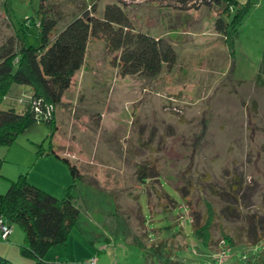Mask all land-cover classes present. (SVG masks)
<instances>
[{
    "label": "rangeland",
    "instance_id": "1",
    "mask_svg": "<svg viewBox=\"0 0 264 264\" xmlns=\"http://www.w3.org/2000/svg\"><path fill=\"white\" fill-rule=\"evenodd\" d=\"M121 1L134 30L171 46L172 65L153 77L121 75L103 37L89 36L82 63L53 110V126L34 122L10 146H0L1 166L11 179L25 173L56 198L71 183L68 168L36 150H56L81 175L69 189L76 221L43 264H89L90 256L95 264H152L148 248L163 239L176 250L171 264H242L264 242L224 251L204 247L192 235L189 217L202 214L206 200L215 208L223 204L208 185L227 190L233 178L243 183L241 212L263 209L264 85L255 81L264 83V0H234L240 17L230 44L214 30L221 9L213 0L209 7L194 0L181 9L175 0ZM107 3L117 2L0 0V42L16 34L27 45H39V10L55 20L54 34L85 10L101 15ZM29 94L26 85H10L0 109L20 111ZM140 165L147 167L144 183L136 177ZM238 226L220 217L211 236L216 240L220 231ZM10 228L0 252L13 264H31L18 254L20 228Z\"/></svg>",
    "mask_w": 264,
    "mask_h": 264
},
{
    "label": "trees",
    "instance_id": "2",
    "mask_svg": "<svg viewBox=\"0 0 264 264\" xmlns=\"http://www.w3.org/2000/svg\"><path fill=\"white\" fill-rule=\"evenodd\" d=\"M40 1L42 3L45 0ZM191 1L194 0H175V3L181 9ZM116 2L105 4L99 16L86 10L74 15L54 34H51V31L55 20L52 17L40 16L39 10L35 22L39 28V45H27L21 42L16 34L0 42V100L12 84L26 85L30 90L21 111L12 107L0 109V146H10L16 136L34 122L53 126V110L60 103L73 73L82 63L89 36L103 37L106 49L116 53L113 63L121 75L138 73L153 77L162 66L172 65L174 53L171 46L160 37L134 30L124 11L123 2ZM204 3L208 7L211 5L210 0H204ZM234 3V0L212 2L215 7L220 6L221 9L214 20V30L221 34L228 44L236 33L240 17L239 9H234ZM230 13L231 17L228 18ZM255 83L264 85L262 82ZM46 151L39 149L36 154L51 153L68 168L71 183L67 186L64 197L56 198L34 185L28 181L25 173L19 174L15 179H8L6 190L0 193V223L9 228L10 224L18 225L22 232L18 254L30 260L31 264H43L47 251L65 242L77 217V209L71 203L69 189L73 186L74 179L81 175L68 158L55 154L52 149ZM1 158L0 155V167ZM146 171V166H138L136 177L139 182H145ZM160 185L162 187V182ZM189 185L188 182L185 187ZM242 189V181L235 178L227 184V190L208 185V193L217 196L223 204L215 208L213 203L206 200L202 214L191 213L189 218L192 235L202 246L209 248L214 244V247H221L220 250L224 251L239 245L256 247L264 242V206L263 209L247 208L241 212L238 198ZM162 191L161 195L167 197L168 194ZM185 194L184 191L180 198H184ZM223 216L237 222L239 226L235 231H220L219 238L214 240L210 232L211 227ZM165 241L166 239H163L150 246L148 249L154 250L151 254L143 249L145 259V254L149 253L152 264H171V256L176 250H172L170 245L165 246ZM217 248L215 251L218 252ZM256 252V255L244 258L242 264H264V247ZM0 264L13 263L0 255Z\"/></svg>",
    "mask_w": 264,
    "mask_h": 264
},
{
    "label": "crops",
    "instance_id": "3",
    "mask_svg": "<svg viewBox=\"0 0 264 264\" xmlns=\"http://www.w3.org/2000/svg\"><path fill=\"white\" fill-rule=\"evenodd\" d=\"M63 97V94H62V96H61V98ZM61 98H60V100H61ZM23 109V108H22ZM21 109V110H22ZM20 110V111H21ZM55 154H57V155H59L57 152H56V150H52ZM46 155V154H45ZM44 154H41V155H39V157H43V156H45ZM59 156H62V157H65V156H63V155H59ZM38 157V158H39ZM55 159H57L56 157H55ZM47 161H49V164L50 165H55V166H57V167H60L59 165V163L58 164H56L57 162H54V160L52 161V160H47ZM55 161H57V160H55ZM1 172H0V176H1V180H0V187L1 188H3V186L4 185H6L7 184V180L8 179H11V177H10V175L8 174V172H7V170L6 169H4L2 166H1V170H0ZM59 172V171H58ZM60 173H61V180L64 182L65 180H66V174L64 175V171L62 170V168H60ZM20 174V173H19ZM27 179H28V181H30L31 183H33L34 185H36V186H38L39 188H41V189H43L42 187H40L39 185H38V182L37 181H35V180H33V179H31V178H29V177H27ZM63 182H61V183H63ZM7 188V186H4V189H0V192L1 191H3V190H5ZM47 187H45V190L47 191L48 189H46ZM44 190V189H43ZM9 236H10V234L8 235V237H7V239H5V240H3V239H1L2 241H8L9 239ZM3 250H8L9 251V249H7V248H4ZM7 251V252H8ZM2 254V256H4L5 255V257H7L6 256V253H4V251H3V253H2V251L0 252V255ZM89 258V257H88ZM91 259H94V258H91V256H90V258L88 259L89 261L91 260ZM95 261V260H94Z\"/></svg>",
    "mask_w": 264,
    "mask_h": 264
},
{
    "label": "built area",
    "instance_id": "4",
    "mask_svg": "<svg viewBox=\"0 0 264 264\" xmlns=\"http://www.w3.org/2000/svg\"><path fill=\"white\" fill-rule=\"evenodd\" d=\"M9 232H10V228L9 227H6L5 225H2L0 223V237L2 239H5L6 236L9 234ZM89 262H90L89 264H95L94 259H91Z\"/></svg>",
    "mask_w": 264,
    "mask_h": 264
}]
</instances>
